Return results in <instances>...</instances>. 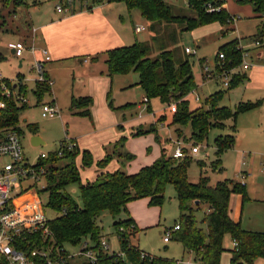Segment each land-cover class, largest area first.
Instances as JSON below:
<instances>
[{"label":"rangeland","instance_id":"1","mask_svg":"<svg viewBox=\"0 0 264 264\" xmlns=\"http://www.w3.org/2000/svg\"><path fill=\"white\" fill-rule=\"evenodd\" d=\"M61 1L24 0L25 4L21 6L13 4L2 6L0 4V52L7 58V61L0 64L2 76H7L11 79L14 75L16 76V72L23 74L25 77L23 84L24 82L27 84L28 108L20 115V125L24 126L27 122L34 123L38 127L40 137L46 142V146L40 148L31 147V138L27 135V132L23 138V145L25 154L29 158L28 160L31 163H36L42 153L50 155L57 152L63 142L73 145L75 141L90 140V142L94 143L91 146L92 150L90 152L93 156V164L89 167H84L83 162L77 163L82 184H86L95 181L100 175V173H97L99 161L97 158L101 157L102 151H104L105 156L110 154L112 157V160L106 165L108 170L117 167L116 171L122 169L127 174H135L142 168L151 166L161 157L160 148L155 142L156 136L154 133L160 137L164 145L171 144L167 148L170 151L172 150L171 148L174 149L176 142H184L187 145L189 153L192 152V147L199 146L198 154H189L193 159L189 171V180L193 183L199 181L201 168L197 161H204L206 163L205 171L211 179V184L215 185L217 182L224 181L225 179L232 180L234 183H246V195H243V193H233L231 195V219L240 223L244 230L264 233V91L247 90L244 86H240L230 91L228 95L225 94L222 97L223 101L220 105L228 107L231 111L230 114H233L236 105L242 102V99H250L254 103H257L258 100H262V102L252 109V111L239 113L235 123L234 120L228 119L229 117L226 121L220 120L216 122L215 125H218L220 128L213 126L209 131L207 139L201 143L193 139L190 125L172 124L174 114L171 112L170 107L174 104L173 102L167 105L162 103L159 98H154L150 100L149 110L146 104H142L144 93L140 87L132 83L133 87L123 90V81L131 82L133 79L138 80V76L133 73L124 77L111 79L107 93L103 94L101 82L98 80V77L103 76L99 74L96 80L92 81L90 72L83 67L81 71L84 72L83 78L87 84L86 90L89 88L94 93V95L90 96L92 99L90 116L72 113L70 111V98L67 95L72 73L62 69L58 72L53 71L54 77L52 78L54 80L50 78L52 91L50 85L47 84V94L41 100L44 101L45 99V101H49L51 94H53L57 98L58 105L54 104L58 109V114L53 118L43 119L41 117L40 106L33 94L37 85V74L31 71L34 66L32 54L27 52L23 60L18 59L12 54L11 49H9V44L26 41L32 20L36 24L35 20H45L58 14L57 5ZM165 1L172 7L174 15L194 16L193 10L188 5V0ZM102 2L107 3L108 0H102ZM228 4L231 12L236 13L237 18L236 21L234 18L229 19L228 25L212 24L205 28L201 27V29L186 32H182L178 25L164 26V29L162 27L161 36L165 37L166 42L170 38L171 40L174 38L172 41H176L179 38L180 49L177 52L181 56L187 55L192 65V72L197 88L187 96L191 111L200 107L210 110V106L212 105L208 104L206 99L216 92L225 89L223 87L224 80L216 81L219 78L213 81L204 80L202 67L203 64L208 63L211 68H215L216 60L223 45L235 40L243 44L244 53H248L249 55L243 54L242 63L248 62L251 64L250 69L245 73L249 74L256 64L254 61L257 58V46L260 43L255 42L254 36L258 32V25L263 20V16L259 18L254 11V7L250 4L240 5L237 3V0H228ZM78 6L79 3L76 4V7ZM114 7L118 17L124 18V23L127 27L128 40L127 45L124 46H131L136 42L150 40L153 30L147 24V21L142 18L139 10H129L123 3L115 4ZM120 18L119 22L121 21ZM136 26H142L144 30L138 33L135 31ZM186 48L196 51V54H186ZM260 48L264 50V45ZM99 56L100 62L95 66V71L104 73L103 65L104 61H106V55L103 53ZM21 62L23 63L22 68H20ZM225 69H230L229 71L235 73L239 72L241 75L244 74L242 64L238 68L231 69L226 66ZM217 72H220V70ZM54 82H56L55 86ZM13 83H16V80ZM196 96L201 97V103L197 102ZM220 105L218 107H221ZM151 114L156 116L155 124H153L154 127L152 128L155 132L136 136V132L139 129L149 130L152 124L150 125L145 122H150V119H152ZM163 117H166V119L160 123L159 120ZM145 125H149L150 127L141 128ZM233 125L235 130L231 127ZM94 126L96 132L92 131ZM172 134L175 136L173 137ZM171 135L174 139L170 138ZM221 135H233L235 141L232 148L224 151L218 157L216 139ZM119 147H123L122 151H119ZM86 150L90 151L89 149ZM118 154H131L134 157V161H124L119 158ZM218 160H221L222 163L220 165L223 169L222 173L214 168L218 165ZM65 163V161H62L60 165L62 166ZM106 172L104 173L106 174ZM242 173L246 174L245 180L241 177ZM46 186V181L42 180L38 183L37 188L39 191H42ZM67 192L80 203L78 185L69 186ZM40 199L48 219H55L59 214L48 207L47 195L40 194ZM131 203H133L132 207L129 208V203L127 205V212L123 210L117 217V220H125L131 211L132 218L137 217L139 221H142L140 232L134 239L141 251L152 257L174 259L184 264H199L196 262L194 255L184 252V245L176 239L175 235L171 236L169 243L164 242L167 231L180 224V205L173 185L167 186L162 206H150L149 199H140ZM196 206V204L193 205V207ZM208 209V205L203 203L194 211L198 227L201 224V228L204 230H206V225L203 223V219L206 213H208ZM98 222L103 229V239H106L110 244L108 253H120L121 248L114 228V217L110 212L104 211ZM84 243L85 240L78 246L66 245L64 248L71 255H74L82 249ZM224 247L226 251L222 255L220 264H230L232 258L231 250L235 247L230 235L225 236ZM84 262H87V259L80 257L72 259L69 264H82ZM254 264H264V260L258 258L254 261Z\"/></svg>","mask_w":264,"mask_h":264},{"label":"trees","instance_id":"2","mask_svg":"<svg viewBox=\"0 0 264 264\" xmlns=\"http://www.w3.org/2000/svg\"><path fill=\"white\" fill-rule=\"evenodd\" d=\"M108 2L124 3L129 10H139L141 16L151 24L154 32L149 42H136L131 46L107 51L105 63L109 75L135 73L139 75L138 86L141 87L149 102L151 99L159 98L167 105L172 102L176 103L177 109L176 113H173L172 124L190 125L195 141L204 142L213 126L220 128L215 125L216 122L226 121L229 117L228 119L234 120L235 123L239 113L251 111L261 103H240L233 114H230L228 107H218L225 94L236 89L248 79L246 71L243 75L230 71L232 76L229 87L206 99L207 103L212 105L211 109L200 107L191 111L187 96L195 91L197 85L190 60L187 55L178 54L179 38L176 41L170 38L166 42L165 37L161 36L162 27L164 29V26L169 25H178L182 32L215 23L222 26L228 25L229 19H233L234 16L229 15L223 8L224 0H188V5L194 13L193 17L174 15L172 7L165 0H108ZM23 3L24 0H0L2 6L8 4L20 6ZM237 3L252 5L258 17L263 16L264 19V0H237ZM209 6L219 10L210 12ZM254 38L257 42L264 38V21L258 26V32ZM220 54H224V62L219 61ZM243 54L244 50L240 47L238 40L226 43L220 49L214 69L221 71L222 64L225 68L226 66L231 69L238 68L242 64ZM224 70L229 71L230 69ZM36 87L35 94L39 103L45 98L48 87L45 83H37ZM26 89L25 86L21 89L25 96ZM0 101L5 104V107L0 109V130L13 129L23 134L19 128L20 115L28 108V105L4 97L1 90ZM91 105L90 97L74 98L71 109L78 115L90 116ZM165 119L166 117H163L159 122H164ZM153 127L151 125L149 130L139 129L136 136L154 133ZM231 127L235 130L234 125ZM28 128L33 134L37 133L35 125H29ZM156 139L161 143L158 136ZM234 141L233 135L218 136L216 139L218 157L232 148ZM122 149L123 147H119V151ZM59 151L62 153L61 156L58 155ZM118 155L124 161L130 162L134 159L131 154ZM79 156L82 157L84 167L93 164V156L88 150H80L74 144L70 147L63 142L57 152L38 162V166L45 167L47 170L43 179L47 186L42 191L38 190L39 195L46 194L48 207L59 214L55 219L48 221L56 246H78L85 240L91 244L90 249L96 251L97 264H180L174 259L152 257L141 251L134 241L140 232L135 220L130 215L123 221L117 220L123 210L127 212V205L136 200L149 199L150 206H162L167 186L173 185L177 192L181 212L180 224H178L180 229L173 235L184 245L185 252L195 256L196 262L220 264L222 255L226 251L224 247L226 235H230L234 243L235 241L238 243V246L234 244L235 247L231 250L230 264H254L258 258L264 260V233L244 230L241 224L233 221L230 216L231 195L233 193L246 195L247 184L234 183L229 179L219 181L215 185L211 184V179L205 171L204 161H197L201 174L199 181L193 183L189 180L192 157L188 155L182 159H176L167 153L166 149L162 150L161 157L157 161L151 166L142 168L138 173L127 174L122 169L112 173L106 172V174L100 172L95 181L82 184L77 165ZM111 160V155L107 154L103 160L98 161V168H105ZM62 161L66 163L61 166ZM218 162L214 168L222 173L221 160ZM74 184L79 186L80 203L67 192V188ZM197 201L199 204H196ZM203 203L209 208L203 219L206 230L201 228V224L198 227L194 216L195 209ZM195 204L197 206L193 207ZM104 211L110 212L114 217V228L121 248L118 254L105 252L101 247L103 229L98 221Z\"/></svg>","mask_w":264,"mask_h":264},{"label":"built area","instance_id":"3","mask_svg":"<svg viewBox=\"0 0 264 264\" xmlns=\"http://www.w3.org/2000/svg\"><path fill=\"white\" fill-rule=\"evenodd\" d=\"M102 0H62L57 5L58 13L71 14L75 5L79 3L84 11H90L96 6L104 3ZM99 2V3H98ZM218 8L209 6V11H218ZM236 21V17H233ZM144 27L136 26V32H142ZM28 48L24 43H17L14 46V56L22 59ZM35 47H30V52L35 53ZM186 53L196 54L190 48L185 49ZM46 55L44 61H36L34 70L37 73V83H45L52 87L51 80L47 77L44 64L50 61L47 50H42ZM248 56V53H244ZM225 60L224 54L219 55V61ZM251 64L242 63L243 71H248ZM223 68V70H222ZM222 64L221 71L211 68L208 63L203 65V77L206 81H213L219 78L223 82V87L227 89L231 80L230 71L224 70ZM222 72V73H221ZM10 83V84H8ZM23 82L6 80L2 76L0 68V90L6 98H12L28 105V100L22 94ZM194 92V91H193ZM197 102L200 98L197 96ZM144 98L143 104H148ZM5 107L4 102L0 101V109ZM171 112L176 113L177 104L171 107ZM42 117L49 118L58 114V109L52 103L41 104ZM73 145H70L72 147ZM191 153L184 142H176L172 156L182 159L189 154L199 153V146L192 147ZM58 155H62L59 151ZM49 155L42 153L39 160L47 159ZM47 173L45 167L38 166V163H31L25 156L21 135L13 130L0 133V264H69L74 258L85 257L90 264L98 263V256L95 250L90 249V243L85 242L82 249L71 255L64 247L56 246L53 240V233L48 226V217L41 202L37 184L42 181ZM243 180L246 174L242 173ZM242 185L246 183L242 182ZM180 229L176 225L169 229L164 238L168 243L174 232ZM122 230V229H121ZM235 246L238 243L235 241ZM101 247L105 252L110 250V244L106 239H102ZM113 254V253H112Z\"/></svg>","mask_w":264,"mask_h":264},{"label":"crops","instance_id":"4","mask_svg":"<svg viewBox=\"0 0 264 264\" xmlns=\"http://www.w3.org/2000/svg\"><path fill=\"white\" fill-rule=\"evenodd\" d=\"M23 4H25V2ZM23 4H21V5H23ZM115 4H119V3H109V2L102 3L90 11H84L81 9L80 5L78 7H76V5H75V9L73 10V12L71 14H69V13L68 14H65V13L60 14L57 11V13L59 15L56 14V15H54L50 18H47L45 20L44 19L35 20L36 24L32 20V25H31L30 31L27 35L28 39L26 41H23V42H18V43H24L26 45V47L28 48L26 53L30 52V47H32V46L35 47V49H36L35 53L30 52L32 54L33 65L36 61H44L45 60L46 55H43L42 50H47V52H48L47 55L50 57L51 60L46 62L44 64V66H45L46 75L49 79L50 78L53 79L52 78V77H54L53 71L58 72L59 70L65 69L69 73H72L71 84H70V87H69V90L67 93L68 97L70 98V105H71L72 100L74 98L77 99L80 97H90L91 95H94V93L92 92L91 89L88 88V90H86L87 84H86L85 79L83 78L84 72L81 71V69L83 67L88 69V71L90 72L91 77H92V81L96 80V78L99 74H101L103 76V77H98V80H100V82H101V91L103 92V94L107 93V91L110 87L111 79H114L115 77L127 76V75L110 76L108 73V67H107V64L105 63V61H104V65H103L104 73L103 72L99 73V72L95 71V66L97 65L98 62H100V56H99L100 54H103V53L105 54L107 51H109L111 49H115V48H119V47H123L124 45H127V40H128L127 27L125 26L124 18H120L116 14V10L114 7ZM223 8L226 9V11L228 12L229 15L236 17V13H232L230 8H229L228 0H225ZM119 18L121 20L120 22H119ZM261 22H260V24H261ZM147 24L149 26H151L150 23L147 22ZM215 24H219V23H215ZM208 26H210V25H208ZM208 26H205V27H208ZM205 27H203V28H205ZM153 35H154V32L152 33L150 40H147L145 42L151 41ZM254 40H255V38H254ZM263 40H264V38L262 40H260V42H257L255 40L256 43H260L257 46L258 54L256 56L257 58L254 61L256 64L253 67V69L250 71L249 74L246 73L248 76V79L240 85V86H244L247 90L255 89L257 91H264V50H262V48H260V47H263V45H264ZM16 44L17 43H15V44L10 43L9 44V49H11V52L13 55H14V46ZM239 45L244 50V48L242 46L243 44L242 43L240 44V41H239ZM251 58H252V56H251ZM23 59H24V57L22 58V60ZM5 61H7V58L4 56V54H2L0 52V64L4 63ZM22 67H23V63L21 62L20 68H22ZM31 71H34L36 73L34 68H32ZM130 74H132V73H130ZM133 74L135 75V73H133ZM136 76H138L137 77L138 80L133 79L131 82L123 81V84H124L123 90L129 89V88L133 87L134 85L138 86L139 75L136 74ZM4 78L9 80V81H14V80L22 81V82L25 81L24 80L25 77L23 76V74L21 72H16V76L14 75V77L11 79H9L7 76H5ZM216 81H220V80H216ZM132 83H134V85ZM55 85H56V82H54V86ZM24 86L27 88L26 82H24ZM138 87H140V86H138ZM51 91H52V87H51ZM53 92H54V89H53ZM142 92H143V90H142ZM228 93L226 95H228ZM33 94L35 95V97L37 99L35 91H33ZM26 97H27V95H26ZM198 97L200 98L199 103H201L202 99L200 96H198ZM144 98H145V94H144L143 100H144ZM143 100H142V104H143ZM37 102H38V99H37ZM221 102H220V104H221ZM247 102L254 103L250 99L249 100H243L242 99V102H240V103H247ZM257 102H262V100L261 101L258 100ZM43 103H52L53 105H55V104L58 105L57 98L55 96H53V94H51V99L49 101H45V99H44V101L38 103V105L40 106V109H41V104H43ZM240 103H238V105ZM238 105H236V106H238ZM149 106H150V102L148 104H146V107H149ZM221 107H224V106H221ZM70 111L72 113H75V114L77 113L76 111H74L72 109H70ZM76 115H78V114H76ZM151 115H152V119H150V122L147 121L145 123H149L150 125L151 124L153 125V124H155L156 116H153V114H151ZM55 116H57V115L51 116L49 118H53ZM41 117H42V110H41ZM49 118H43V119H49ZM20 122H21V118H20ZM142 123H143V121H142ZM145 123H143V124H145ZM29 125H35V124L34 123L31 124V123L27 122L24 126H22L19 123V128L23 131V134H20L22 137V143H23L24 136L28 132L27 135H29L31 138V141H30L31 147L40 148V147L46 146V142L39 135L38 127L35 125V127L37 128V133L33 134L30 131V129L28 128ZM95 126L92 129L93 132H96ZM148 126L149 125H145L144 127L142 126L141 128H147ZM5 131H7V130H0V133L5 132ZM154 135L156 137L158 136L155 133H154ZM159 135H161V134H159ZM172 135L170 138H173L175 136V135H173V137H172ZM35 137H37L38 139L36 140ZM158 138H160V137L158 136ZM155 142L158 145V147L160 148V156L162 154L161 152L163 149H166L167 153H169L171 155L173 154V151H174L173 148H171L172 149L171 151L167 149L169 147V145H171V144L164 145L162 143L163 142L162 140L160 143L156 138H155ZM92 144H94V143L90 142V140L79 141V142L75 141L74 142V145H76L80 150L84 151L86 149H89L90 150L89 152H91V150H92V148H91ZM23 147H24V145H23ZM25 156H26V154H25ZM104 157H105V153H104V151H102L101 157L97 158V159L100 161V160H103ZM26 158L29 159L27 156H26ZM80 161L82 162L81 156H79L77 158V163ZM38 162H39V158L37 159L36 163H38ZM116 168L113 167L112 169L108 170L107 167L102 168V169L97 167V169H98L97 173L99 174L100 172H105V171L112 173V172L116 171L115 170ZM143 200H147V199H143ZM132 205H133V203H130L128 205L129 208H131ZM129 210H131V209H129ZM130 216H132L131 211H130ZM152 218H154V216H152ZM133 219L135 220L138 228L140 229V227H142V221H139L137 219V217L136 218L134 217ZM180 264H184V263L180 262Z\"/></svg>","mask_w":264,"mask_h":264},{"label":"water","instance_id":"5","mask_svg":"<svg viewBox=\"0 0 264 264\" xmlns=\"http://www.w3.org/2000/svg\"><path fill=\"white\" fill-rule=\"evenodd\" d=\"M35 139L37 140L38 138H37V137H35ZM196 204H199V201H197V202H196Z\"/></svg>","mask_w":264,"mask_h":264}]
</instances>
